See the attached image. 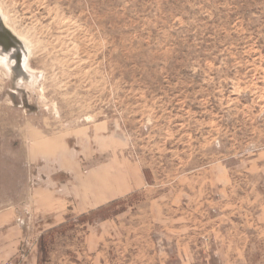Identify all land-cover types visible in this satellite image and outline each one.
<instances>
[{
  "label": "rangeland",
  "instance_id": "rangeland-1",
  "mask_svg": "<svg viewBox=\"0 0 264 264\" xmlns=\"http://www.w3.org/2000/svg\"><path fill=\"white\" fill-rule=\"evenodd\" d=\"M0 187L38 264H264V0H0Z\"/></svg>",
  "mask_w": 264,
  "mask_h": 264
},
{
  "label": "crops",
  "instance_id": "crops-1",
  "mask_svg": "<svg viewBox=\"0 0 264 264\" xmlns=\"http://www.w3.org/2000/svg\"><path fill=\"white\" fill-rule=\"evenodd\" d=\"M5 187H0V264H38V256L30 258L29 255H22L20 244L16 246V237L19 233H23L25 228L19 216L23 212L19 210V206L15 203L16 190H11V196L6 193ZM20 234V235H21ZM18 243V242H17Z\"/></svg>",
  "mask_w": 264,
  "mask_h": 264
}]
</instances>
